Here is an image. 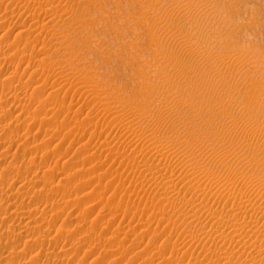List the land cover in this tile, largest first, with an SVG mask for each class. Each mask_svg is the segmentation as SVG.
Listing matches in <instances>:
<instances>
[{"label":"rangeland","instance_id":"1","mask_svg":"<svg viewBox=\"0 0 264 264\" xmlns=\"http://www.w3.org/2000/svg\"><path fill=\"white\" fill-rule=\"evenodd\" d=\"M196 168L263 197L264 0H0V264L243 262L180 212Z\"/></svg>","mask_w":264,"mask_h":264},{"label":"bare ground","instance_id":"2","mask_svg":"<svg viewBox=\"0 0 264 264\" xmlns=\"http://www.w3.org/2000/svg\"><path fill=\"white\" fill-rule=\"evenodd\" d=\"M39 3V2H38ZM42 6V5H41ZM42 8V7H41ZM53 9V8H52ZM53 12V11H52ZM41 20V19H40ZM49 21V20H48ZM192 38V37H191ZM193 42H194V40H193ZM191 43V42H190ZM192 45H193V43H192ZM193 48V47H192ZM191 48V49H192ZM202 49V48H201ZM200 50V49H199ZM205 51V50H204ZM203 51V52H204ZM208 53V52H207ZM211 54V53H210ZM209 53H208V55H210ZM221 54V53H220ZM206 55V54H205ZM213 55V54H212ZM224 55V54H223ZM222 56V55H221ZM224 57V56H223ZM222 57V58H223ZM178 59V58H177ZM210 59V58H209ZM179 60V59H178ZM209 61H211V60H209ZM212 62H214V61H212ZM211 63V62H210ZM217 64V63H216ZM216 64H213V65H216ZM210 65V64H209ZM217 66V65H216ZM212 67H215V66H212ZM219 69V68H218ZM217 70V69H216ZM216 70H214V71H216ZM186 71V70H185ZM187 72V71H186ZM189 72V71H188ZM211 72V71H210ZM220 73H221V71H220ZM190 74V73H189ZM222 74H223V72H222ZM226 74V73H225ZM186 77H188V76H186ZM226 78V77H225ZM224 78V79H225ZM187 80H189L188 78H186ZM166 80H168V79H166ZM184 81V80H183ZM227 82V81H226ZM167 83V82H166ZM176 83V82H175ZM168 85V84H167ZM179 85V84H178ZM185 85V84H184ZM188 86V85H187ZM189 87V86H188ZM165 88V87H164ZM182 89H185V86H184V88H182ZM163 90V89H162ZM165 90V89H164ZM181 91V90H180ZM179 91V92H180ZM182 91H184V90H182ZM187 91V90H186ZM186 91H184V92H186ZM165 93V92H164ZM163 93V94H164ZM182 93V92H181ZM189 93V92H188ZM184 94V93H183ZM186 94V93H185ZM30 95V94H29ZM165 95V94H164ZM163 95V96H164ZM169 95V94H168ZM168 95H167V97H168ZM192 97H194V95H191ZM191 96H190V98H191ZM27 97V96H26ZM164 98H166V97H164ZM197 98H199V97H197ZM193 99V98H192ZM221 99V98H220ZM190 100V99H189ZM105 102V101H104ZM194 102H195V100H194ZM103 103V102H102ZM196 103V102H195ZM104 104V103H103ZM107 104H108V106H109V103L107 102ZM106 103L104 104V105H107ZM194 104V103H193ZM196 104H198V102L196 103ZM195 104V105H196ZM114 105V104H113ZM116 105V104H115ZM112 106V105H111ZM104 107V106H103ZM106 107V106H105ZM104 107V108H105ZM118 107H121V106H115V107H113V109H112V111L110 112V113H116V112H119V108ZM109 109H110V106L108 107ZM106 109V108H105ZM109 111V110H108ZM109 113V112H108ZM110 113H109V115H110ZM105 114V113H104ZM113 114H111L110 116H112ZM108 116V115H107ZM114 116H116L115 114H114ZM109 117V116H108ZM115 119H118V117L117 118H115ZM122 119V118H121ZM120 119V115H119V119H118V121H119V123L121 124V127H124V129H126V130H134L135 129V127H136V124L137 123H139V122H137V123H133V121L131 122V119H128V120H126V119H124V120H126V121H124V120H121ZM107 120V119H106ZM133 120V119H132ZM141 120V119H140ZM158 122V121H157ZM160 123V122H159ZM211 123V122H210ZM159 125V124H158ZM120 126V125H119ZM130 132V131H129ZM131 132H134V131H131ZM136 132V131H135ZM140 134V133H139ZM149 140H150V143H149V147L150 148H156L155 149V151H156V154L157 155H161V156H164V155H167V154H170V152L169 151H167V149H169V143H167V142H161L160 140H159V137H158V135L157 134H150L149 135ZM248 143V142H247ZM164 147V148H163ZM141 150L143 149V148H140ZM118 152V151H117ZM122 153V152H121ZM146 158V157H145ZM145 158H143V160L145 161L144 163H146L147 164V161H149L147 158L145 159ZM156 159H154V160H151V161H153V163H148V167H149V169L150 168H152L153 167V169H155V167H159V164L158 163H156L157 161H155ZM177 163H179V162H177ZM145 164V165H146ZM176 164V163H175ZM144 165V166H145ZM179 165V164H178ZM179 167H181V166H179ZM193 167V166H192ZM195 167H197V165L195 166ZM205 168L204 166H202L201 165V167H200V169L199 170H201V172H203V171H209V170H205V169H203V168ZM144 168V167H143ZM147 168V167H146ZM165 168V167H164ZM177 168V167H176ZM202 168V169H201ZM148 169V168H147ZM157 169V168H156ZM162 169V171L164 170L163 168H161ZM170 169V168H169ZM172 169V168H171ZM193 168H191V170H192ZM194 170V169H193ZM197 171V168H196V170L195 171H188V173H186V171H185V173L186 174H183L182 175V180H183V183H184V189L185 190H191V189H193V190H195V189H198L199 191H200V194H201V196H202V199L201 200H199L198 198H190L191 200L188 202V207L186 206V209H187V211H186V209H181L180 210V212L182 211V212H186V214L187 213H189V210L188 209H190V211L192 212L190 215H191V217H194L195 218V220H199V223H200V226H201V229H204L205 228V226H207L206 225V223H207V221H212V223H211V226H210V228L208 229V230H206L205 229V234L206 235H208V236H211V235H215L216 237H217V240L218 239H223V238H225V239H229V243H228V246L226 245V248H224L223 250H219L217 253H219V255L220 256H222V257H227V258H229L230 256H232L231 254H234L236 251H241V250H246V249H250V248H252V246H254L253 247V249L251 250L250 249V251L248 252L249 254L247 255L246 254V256L243 258L244 260H243V262H237V263H235V264H254L257 260H260V258H259V256H261V254L264 252V245L263 244H260L261 242L259 241V244L257 245L256 244V242H255V240L257 241V238L258 239H260V237H257V235L259 234V233H261V231H263L264 229V227L262 228V226H264V225H262L261 223H262V221L264 220V194H263V197L260 199V196H259V198L257 197L258 195H259V193L257 194V196L255 197V196H253V195H251V193H247V192H245L244 190L243 191H241V189L239 190V189H237V188H232V186H231V188H225V190L226 189H228L227 191H224V189L223 190H220V189H217V187H216V189L217 190H215V189H213V188H211V187H206V186H204L203 188H201L202 187V183H200V188H198L199 186H198V182H200V177H199V174H202L200 171ZM153 171V170H152ZM152 171H150V172H152ZM162 171H157V172H161V173H163ZM166 173H168V171H171V170H167L166 169ZM173 171V170H172ZM156 172V173H157ZM210 172V171H209ZM153 173V172H152ZM180 173H183V171L182 172H180ZM176 174V173H175ZM168 175V174H167ZM166 174H165V176H167ZM178 175H180L181 176V174H178ZM203 175V174H202ZM204 175H206L205 173H204ZM203 175V177H205ZM177 176V175H176ZM207 176V175H206ZM162 177V176H161ZM164 177V176H163ZM162 177V178H163ZM168 177V176H167ZM174 177V176H173ZM179 177V176H178ZM202 177V176H201ZM202 177V178H203ZM256 177V176H255ZM175 178V177H174ZM179 178H181V177H179ZM177 179V178H176ZM205 179V178H204ZM253 179V178H252ZM254 181L256 180L255 178L253 179ZM161 181H163V179L161 180ZM172 181H173V179H172ZM171 181V183H173ZM180 181V180H179ZM168 182L169 181H166L165 183L168 185ZM176 182H178V181H176ZM203 182H204V180H203ZM253 182V181H252ZM264 182V181H263ZM262 182V183H263ZM164 183V184H165ZM170 183V184H171ZM175 183V182H174ZM259 183V182H258ZM258 183H256V186H257V184ZM161 184H163V183H161ZM180 184V183H179ZM253 184H255V183H253ZM164 186V187H167V188H171L172 187V185H169V186ZM174 185V184H173ZM183 185V184H182ZM181 185V188L183 187ZM264 185V184H263ZM262 185V186H263ZM209 186V185H208ZM260 186V185H259ZM180 187V186H179ZM235 187V186H234ZM163 188V187H162ZM176 188H178V187H176ZM239 188V187H238ZM262 188H264V187H262ZM50 189H51V187H50ZM173 188H171V190H168V192L169 191H173L172 190ZM260 189H261V187H260ZM166 189H165V191H167ZM175 190V189H174ZM182 190H183V188H182ZM262 190V189H261ZM164 191V192H165ZM254 191H256V190H254ZM257 191H259V188L257 189ZM259 192H261V191H259ZM173 193V192H172ZM256 193V192H255ZM166 194H167V192H166ZM169 194V193H168ZM169 196V195H168ZM165 197H167V196H165ZM200 198V197H199ZM165 199V198H164ZM166 200V199H165ZM171 202V201H170ZM169 202V203H170ZM226 204V206H227V204H229L228 206H229V208H227V211L225 210V212H221L220 211V209L219 208H221V206H223V205H225ZM190 207V208H189ZM224 207V206H223ZM222 209V208H221ZM225 209V208H224ZM223 209V210H224ZM30 210V209H29ZM32 210V209H31ZM222 210V211H223ZM27 212V211H26ZM29 212V211H28ZM31 212V211H30ZM185 214V213H184ZM184 214H182L183 216H186V214L184 215ZM188 215V214H187ZM189 218H190V216H188ZM186 218V217H185ZM187 220V219H186ZM186 220H185V223H186ZM189 220H191V219H189ZM189 220H187V222L189 221ZM193 220V219H192ZM194 220V221H195ZM193 222V221H192ZM187 224V223H186ZM192 224H194V223H192ZM189 225V224H188ZM187 225V226H188ZM187 226H186V228H187ZM189 226H191V225H189ZM193 226V225H192ZM198 226V225H197ZM194 228H195V226H194ZM197 228V227H196ZM262 228V229H261ZM192 229H193V227H192ZM191 229V230H192ZM24 230V229H23ZM196 230V229H195ZM201 232V231H200ZM203 232V233H204ZM262 234V233H261ZM260 234V235H261ZM200 235V234H199ZM198 235V236H199ZM264 235V234H263ZM119 237V236H118ZM212 237V236H211ZM115 238V241L117 240L118 241V238H116V237H114ZM261 239H262V235H261ZM264 239V238H263ZM204 240V239H203ZM121 243H123L122 241H121ZM32 246V245H31ZM203 246H205V245H203ZM182 248V247H181ZM177 249V248H176ZM187 249H189V248H187ZM213 249V248H212ZM218 249V247L216 248V250ZM256 249V250H255ZM214 250V249H213ZM212 250V251H213ZM215 250V251H216ZM176 251H178V249L177 250H175V252ZM207 251V250H206ZM247 251V250H246ZM63 252H64V250H63ZM180 252V251H179ZM193 252V251H192ZM191 252V253H192ZM217 253H215V254H217ZM239 253V252H238ZM238 253H237V255H238ZM241 253V252H240ZM244 253H245V251H244ZM247 253V252H246ZM204 254V253H203ZM206 254H208L207 252H206ZM205 254V255H206ZM159 255H160V253H159ZM218 255V256H219ZM236 255V254H235ZM263 255H264V253H263ZM158 256V255H157ZM161 256V255H160ZM191 256H193V255H191ZM241 257V256H240ZM235 258H237V257H235ZM239 258V257H238ZM259 258V259H258ZM262 258H263V256H262ZM223 259V258H222ZM240 259V258H239ZM242 259V258H241ZM240 259V260H241ZM153 260V259H152ZM220 260H221V257H220ZM237 260V259H236ZM262 260V259H261ZM175 261V260H174ZM224 261V260H223ZM170 262V261H169ZM153 263V262H152ZM165 263H166V261H165ZM220 263V262H219ZM234 264V263H233Z\"/></svg>","mask_w":264,"mask_h":264}]
</instances>
